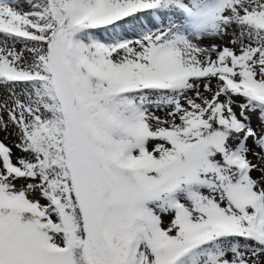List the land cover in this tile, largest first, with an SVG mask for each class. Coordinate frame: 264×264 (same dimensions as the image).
Returning <instances> with one entry per match:
<instances>
[{
  "label": "snow or ice",
  "instance_id": "obj_1",
  "mask_svg": "<svg viewBox=\"0 0 264 264\" xmlns=\"http://www.w3.org/2000/svg\"><path fill=\"white\" fill-rule=\"evenodd\" d=\"M0 132V264H264V0H0Z\"/></svg>",
  "mask_w": 264,
  "mask_h": 264
},
{
  "label": "rangeland",
  "instance_id": "obj_2",
  "mask_svg": "<svg viewBox=\"0 0 264 264\" xmlns=\"http://www.w3.org/2000/svg\"><path fill=\"white\" fill-rule=\"evenodd\" d=\"M206 42L207 43H212V41H207L206 40ZM216 43H223V41H215ZM215 84V81H213V85ZM237 100H240L241 98H236ZM237 111H239V109H237ZM158 115H163V113H157ZM252 121H253V126L254 127H256V126H258V121H257V119H256V114H252ZM10 131H14V130H11L10 129ZM4 137H5V134L3 133V132H0V140H4V142L6 143V144H8L9 146H13L14 145V142L16 141V137L14 136V135H12V136H9L6 140L4 139ZM249 144L250 145H252V141L250 140L249 141ZM253 147H254V145H253ZM13 152H14V154H15V156H21L22 155V153L18 150V149H16L15 147H13ZM252 159L254 160V162H255V158L254 157H252ZM253 175H256V176H258L259 175V173L258 172H256V173H253ZM169 219H170V217H165V226H167V224H168V222H169Z\"/></svg>",
  "mask_w": 264,
  "mask_h": 264
},
{
  "label": "bare ground",
  "instance_id": "obj_3",
  "mask_svg": "<svg viewBox=\"0 0 264 264\" xmlns=\"http://www.w3.org/2000/svg\"><path fill=\"white\" fill-rule=\"evenodd\" d=\"M205 43H207V42L205 41Z\"/></svg>",
  "mask_w": 264,
  "mask_h": 264
}]
</instances>
